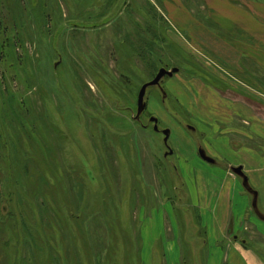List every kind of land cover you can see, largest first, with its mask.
Listing matches in <instances>:
<instances>
[{"label":"rangeland","instance_id":"1","mask_svg":"<svg viewBox=\"0 0 264 264\" xmlns=\"http://www.w3.org/2000/svg\"><path fill=\"white\" fill-rule=\"evenodd\" d=\"M241 40L264 0H0V264H193L170 152L200 97L239 100Z\"/></svg>","mask_w":264,"mask_h":264},{"label":"crops","instance_id":"2","mask_svg":"<svg viewBox=\"0 0 264 264\" xmlns=\"http://www.w3.org/2000/svg\"><path fill=\"white\" fill-rule=\"evenodd\" d=\"M238 42L264 55V45ZM263 55L241 51L226 59L243 78L228 75L241 87L232 85L226 93L239 100L200 97L194 135L181 128L170 152L185 175L189 201L182 219L200 230L193 264H264Z\"/></svg>","mask_w":264,"mask_h":264},{"label":"water","instance_id":"3","mask_svg":"<svg viewBox=\"0 0 264 264\" xmlns=\"http://www.w3.org/2000/svg\"><path fill=\"white\" fill-rule=\"evenodd\" d=\"M178 71H179L178 67H175L172 70H168L166 68H161L158 71L157 75L154 77V79L143 84L141 87V90L139 92V95H138V107H139V109L144 107V98H145L146 91H147L148 87L159 84V82L161 81L162 78H164L165 76H173L174 73H176ZM151 121L154 122L155 129L158 130L159 129L158 128V119L156 117H152ZM163 133L165 135V141H168L169 136H170V129H165L163 131Z\"/></svg>","mask_w":264,"mask_h":264}]
</instances>
